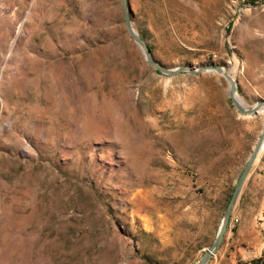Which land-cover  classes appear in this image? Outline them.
<instances>
[{
    "label": "rangeland",
    "instance_id": "374dc122",
    "mask_svg": "<svg viewBox=\"0 0 264 264\" xmlns=\"http://www.w3.org/2000/svg\"><path fill=\"white\" fill-rule=\"evenodd\" d=\"M154 60L264 101V0H127ZM264 128L216 71L165 74L121 0H0V264H194ZM210 264L264 253V141Z\"/></svg>",
    "mask_w": 264,
    "mask_h": 264
},
{
    "label": "water",
    "instance_id": "95a60500",
    "mask_svg": "<svg viewBox=\"0 0 264 264\" xmlns=\"http://www.w3.org/2000/svg\"><path fill=\"white\" fill-rule=\"evenodd\" d=\"M121 2H122L124 21H125L129 35L140 46L141 45L143 46V52H144L148 62L151 63L159 72H162L165 74H174L176 72L183 71V70H188V71L193 72V73H200L202 71H216L218 73L223 74L226 77V79L229 83V95H230L232 101L234 102V104L236 105V107L240 111L251 113V112H255L259 107L264 106V101H257L251 107L242 106L240 101L238 99H236L234 96L235 92H237V86H236V83L234 81V78L226 70V68L223 65L215 64V63L200 64L197 66L180 64V65H176L174 67H166V66L162 65L161 63H159L158 61L154 60L151 53H150L149 48L145 44L143 38L135 31V29L133 28V26L131 24L127 0H121ZM263 137H264V128H263L261 134L259 135L257 141L255 142L253 149L251 150V152L247 158V161L244 164V166H243V168H242V170H241V172H240V174H239V176L235 182L231 196L227 202V205L224 208V212H223V215L221 217L220 223L217 227L214 239L212 240L211 244L204 250L202 255L196 260V262L194 264H208L209 260L212 258V256L218 250V248L221 244V241L223 239V235L225 233V230L227 228V224H228L232 209H233L234 204L237 200V197L240 193L243 182H244V180H245V178H246V176L250 170L252 162H253L256 154L258 153V150H259V147H260V144L262 142Z\"/></svg>",
    "mask_w": 264,
    "mask_h": 264
},
{
    "label": "trees",
    "instance_id": "16d2710c",
    "mask_svg": "<svg viewBox=\"0 0 264 264\" xmlns=\"http://www.w3.org/2000/svg\"><path fill=\"white\" fill-rule=\"evenodd\" d=\"M245 264H264V253L252 258L249 262Z\"/></svg>",
    "mask_w": 264,
    "mask_h": 264
},
{
    "label": "crops",
    "instance_id": "0c3cea01",
    "mask_svg": "<svg viewBox=\"0 0 264 264\" xmlns=\"http://www.w3.org/2000/svg\"><path fill=\"white\" fill-rule=\"evenodd\" d=\"M221 254H222V251L218 249V250L216 251V253L214 254V256H215V258H217V257H219ZM261 254H262V253L260 252L259 254L254 255V256H259V255H261Z\"/></svg>",
    "mask_w": 264,
    "mask_h": 264
},
{
    "label": "bare ground",
    "instance_id": "6f19581e",
    "mask_svg": "<svg viewBox=\"0 0 264 264\" xmlns=\"http://www.w3.org/2000/svg\"><path fill=\"white\" fill-rule=\"evenodd\" d=\"M140 48L143 50V46H142V45L140 46ZM235 94H236V92H235ZM235 94H234V96H235ZM235 98L238 99L239 101L241 100L240 97L237 96V95L235 96ZM262 107H264V106H261V107H259V108H262ZM263 141H264V137H263V139H262V142H263ZM262 142H261V144H262ZM261 144H260V146H261ZM260 148H261V147H259V150H260ZM259 150H258V152H259Z\"/></svg>",
    "mask_w": 264,
    "mask_h": 264
},
{
    "label": "built area",
    "instance_id": "2783aa9c",
    "mask_svg": "<svg viewBox=\"0 0 264 264\" xmlns=\"http://www.w3.org/2000/svg\"><path fill=\"white\" fill-rule=\"evenodd\" d=\"M208 264H210V263H208Z\"/></svg>",
    "mask_w": 264,
    "mask_h": 264
}]
</instances>
